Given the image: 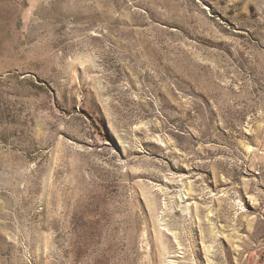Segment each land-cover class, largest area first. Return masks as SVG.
<instances>
[{
	"label": "rangeland",
	"instance_id": "1",
	"mask_svg": "<svg viewBox=\"0 0 264 264\" xmlns=\"http://www.w3.org/2000/svg\"><path fill=\"white\" fill-rule=\"evenodd\" d=\"M0 264H264V0H0Z\"/></svg>",
	"mask_w": 264,
	"mask_h": 264
}]
</instances>
